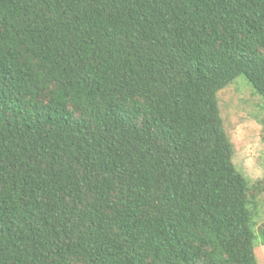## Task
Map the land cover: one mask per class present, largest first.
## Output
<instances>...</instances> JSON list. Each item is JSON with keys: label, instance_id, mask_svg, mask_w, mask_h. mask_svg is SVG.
<instances>
[{"label": "trees", "instance_id": "1", "mask_svg": "<svg viewBox=\"0 0 264 264\" xmlns=\"http://www.w3.org/2000/svg\"><path fill=\"white\" fill-rule=\"evenodd\" d=\"M240 76L264 0H0V264H257Z\"/></svg>", "mask_w": 264, "mask_h": 264}, {"label": "rangeland", "instance_id": "2", "mask_svg": "<svg viewBox=\"0 0 264 264\" xmlns=\"http://www.w3.org/2000/svg\"><path fill=\"white\" fill-rule=\"evenodd\" d=\"M217 98L223 128L233 148L232 162L249 183V199L257 204L253 221L258 234L264 222V101L242 76L219 91ZM254 254L257 264H264V243L259 234Z\"/></svg>", "mask_w": 264, "mask_h": 264}]
</instances>
